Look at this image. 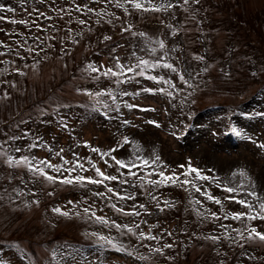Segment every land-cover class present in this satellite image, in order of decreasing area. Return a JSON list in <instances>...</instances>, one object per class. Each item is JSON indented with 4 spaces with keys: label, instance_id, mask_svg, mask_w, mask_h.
<instances>
[{
    "label": "rangeland",
    "instance_id": "obj_1",
    "mask_svg": "<svg viewBox=\"0 0 264 264\" xmlns=\"http://www.w3.org/2000/svg\"><path fill=\"white\" fill-rule=\"evenodd\" d=\"M75 2L83 5L88 0ZM171 2L176 4L177 0ZM0 3L16 8L14 13H0L5 17L0 20L3 29L0 41L11 46L0 45V53H4L0 55V153H6L0 154V260L11 264H264V242H246L232 231L246 225L264 231V221L242 223L231 219L232 212L246 209L224 199L232 194L216 186L217 181L231 187L242 185L234 193L240 198L252 188L264 196V148L259 146L264 144V117L256 115L264 112V0H200L199 4L190 0L189 5L167 12L130 8L131 15L117 8L115 0L111 4H90L96 9L90 13L75 11L71 0H55L54 4L52 0L43 4L37 0H26L23 4L19 0H0ZM36 8L52 19L41 17L33 10ZM56 8L66 9L70 15L57 12ZM10 19L29 23H9ZM79 20L86 23L81 25ZM31 21L41 27L37 28ZM128 24L132 28L122 31ZM141 32L145 35H133ZM34 35L40 40H34ZM105 36L111 39L106 41ZM160 40L165 43L164 49L159 48ZM30 47L35 51L29 52ZM113 48L122 63L129 62L127 58L135 51L137 56L149 61L160 58L161 63H172L176 71L146 68L145 76L135 77L139 83L131 84L117 85L114 78L91 79L95 73L87 70L88 64L111 66ZM180 73L188 80L187 84L179 80ZM148 76L170 78L175 88ZM159 87L169 88L172 95L154 92L137 97L117 96L118 102L140 105L134 109L122 108L119 113L103 108L105 102L112 106L106 94L90 97L76 90L103 92L111 88L132 93L141 88ZM98 101L101 106L94 110L93 105ZM62 118L67 128L60 123ZM124 119L131 123L125 126ZM233 128L243 135L237 136ZM14 136L22 138L9 139ZM41 141L48 147H28ZM120 145L123 147L110 155L124 160L135 159L137 155L144 159L160 157V163L154 166L133 169L138 176L146 178L142 186L134 177L127 179L136 187L106 181L108 186L118 190L123 187L135 194V200L112 198V202L125 210L134 203L147 204L149 212L141 210V216L117 213L104 198L93 195L104 191V186L52 183L26 166L6 163L7 156L26 155L35 157L37 162L47 159L61 164L63 160L56 152L63 149L64 158L73 163L79 158L89 169L81 172L82 175H94L89 157L102 170L116 174L114 168L118 166L110 156L101 159L92 148L103 153ZM16 148L22 152H16ZM104 160L113 167H107ZM189 163L217 178V181L196 183L202 186L201 192L207 189L220 198V205L187 186L186 190L168 183L154 188L147 183L148 179H160L151 171L152 167L166 174L172 169L179 175L184 171L179 166L187 167ZM46 170L51 173V169ZM194 176L193 173L189 178ZM149 191L158 198L163 211L156 208V201L149 200ZM248 199L255 202L252 197ZM165 200L174 206H165ZM197 200L201 203H196ZM68 201L80 203L68 204ZM89 205L98 216L130 227L139 224V228L132 234L126 229L96 223L83 212ZM55 207L69 211L70 215L53 212ZM76 211L80 212L79 217L75 216ZM213 212L220 219H213ZM225 215L229 218L224 219ZM153 224L157 226L152 228ZM221 224L231 225L227 233ZM141 231L162 238L140 240ZM167 232L173 235L168 236ZM100 236L114 238L127 252L111 246L101 249ZM210 236L220 239L213 241L207 238ZM166 243L174 246L163 248ZM155 248H162L163 253L151 250ZM54 250L58 253L55 257ZM139 255L147 259L140 260Z\"/></svg>",
    "mask_w": 264,
    "mask_h": 264
},
{
    "label": "snow or ice",
    "instance_id": "obj_2",
    "mask_svg": "<svg viewBox=\"0 0 264 264\" xmlns=\"http://www.w3.org/2000/svg\"><path fill=\"white\" fill-rule=\"evenodd\" d=\"M26 0H19V3L23 4L25 3ZM38 3H46V0H37ZM53 4L55 3V0H52ZM100 2H106V3H113V0H88V3H85L83 5L77 4L75 0H71V4L74 8L75 11L78 12H94L96 9L90 7V4L92 3H100ZM200 0H192V3L199 4ZM190 0H182V3L180 0H177L176 4H173L171 0H164V2L156 3L154 0H115V6L117 8H122L124 12L128 15H131L130 8L135 11H142V12H161V11H169L170 9H173L175 7H183L189 5ZM34 11L38 12L41 17H45L46 19H52V17H47L44 12H40L38 8L33 9ZM57 12H66V9L63 8H56L54 9ZM103 12V10H100ZM7 12V13H14L16 12V8L13 7L11 4L8 3H0V13ZM66 14L70 15V13ZM99 14V13H98ZM4 16H0V20H4ZM119 19V17H117ZM79 24L83 25L86 22L84 20H79ZM9 23H18V24H28L29 21L26 20H15V19H10ZM31 23L35 24L37 28H40L41 26L36 23V21H31ZM111 23V21H109ZM161 23H165L164 21H161ZM168 27L171 28L172 25L169 23ZM132 28L131 24H128L126 28H123L122 31L128 32ZM3 29H0L2 31ZM175 33H173L174 35ZM133 35H140L144 36L145 34L143 32L141 33H133ZM34 40H40L39 36H33ZM111 37L105 36L104 40H110ZM19 44V42H17ZM41 43H43L41 41ZM159 48L164 49L165 48V43L163 40L158 41ZM0 45H3L5 47L10 48V45H4L2 41H0ZM43 48H40V51H43ZM29 52L35 51L33 48L28 49ZM151 51L154 53L156 52V48H152ZM115 48L112 49V65L108 66L104 63H100L99 65L89 63L87 66V70L91 73H95L94 76L91 77L93 80H99L101 77L105 78H114V83L117 85L120 84H125L129 83L131 84L132 82L135 81L136 76H145V69L146 68H156V67H163L165 69H170L173 72L176 71L175 67L173 66L172 63H161V59L158 58L155 61H149L146 59H143L142 57L137 56L136 52L133 51L131 53V57L127 58L129 62L127 63H122L119 55H115ZM18 54V53H17ZM0 55H4V53H0ZM167 55V53H165ZM132 58H135L134 61ZM197 59H203V57H197ZM17 72H19V69H16ZM204 71H207V69H204ZM128 73H131L132 75L129 76L127 75ZM23 74V73H20ZM178 78L180 81H183L185 84L188 83V80L185 79L184 74L180 73L178 74ZM148 79L150 80H157L160 81L164 84L169 85V88H175V85L173 84L172 80L165 79L163 76H148ZM136 83H139L138 81H135ZM11 84V82H7ZM11 86H15L14 84H11ZM169 88H164V87H159V88H141L139 91H133L132 93L127 92L126 90H116L114 91L111 88L105 89L103 92L102 91H89L87 89H80L77 88V92H84L90 97H100L102 95H107L108 98L111 99L112 101V106H110L108 103H103L102 106L107 112H117L119 113L122 108H127V109H134V108H139L140 105L139 103H129L127 101H122L118 102L117 101V96L124 97V96H133L137 97L140 96L142 93H154V92H161V93H167L169 96L172 95V92L169 91ZM5 96H7V93H5ZM100 102L98 101L97 104L93 105L94 110H98L100 107ZM114 106V107H113ZM63 107H68L67 105H63ZM142 110L144 111H154V109L150 108H143ZM256 115L264 117V112L257 113ZM60 123L67 128L68 125L66 121L62 118ZM131 121L124 119L123 124L125 126L129 125ZM150 124H156L155 121H148ZM158 126V125H157ZM232 131L237 135H243V133L236 129L233 128ZM27 133H25L26 135ZM22 137H10L9 139L12 140H17L21 139ZM39 139V138H37ZM125 144L128 143V139L125 137ZM85 146H87V142H84ZM261 148H264V144L259 145ZM29 148H36V147H48L47 144H45L43 141H41L39 144L36 143H31L28 145ZM123 145H120L116 148L109 149L107 152L101 153V151L98 148L93 147L92 151L100 154L101 159H103L105 156H110V159L114 161V165L118 166L114 168V172L116 174H111L108 173L107 170H102L99 166H97L96 163H91V157L87 158L91 164V169L94 171V175H82L81 172H87L89 169L85 168L84 164L81 162V159L77 158L75 163L72 161L67 160L62 156L63 149H60L59 151L56 152V155L60 157L63 160V163L61 164H54L51 161L47 159H42L39 160V162L36 161L35 157H29L26 155H21L18 158H13L12 156H7L6 163L9 165L13 166H26L29 171L33 172L37 176H41L44 179H46L49 182L56 183L59 181L62 184L66 185H74L78 184L81 186H87L88 184L92 185H97V186H104V191H96L93 193L94 196L96 197H101L104 198L110 207L115 210L117 213H120L125 216H141V210L143 212L148 213L149 212V207L147 204H139L138 206L134 203L131 208L128 210H125V207L123 206H118L116 203L112 202V198L115 197L116 199L120 201H127V200H135V194L133 193H128L126 189L123 187H120L119 190L117 188L108 186L106 184V181H113L119 182V185H130L131 187H136L137 185L135 183H132L127 177H134L136 178L137 181L140 182V185H143V182L145 181L144 176H138L137 171H133V169H139L141 167H149L150 165L154 166L158 163H160V157L158 155L154 156L151 159H144L137 155L135 159L131 160H124L120 159L115 155H110L111 153H114L118 151ZM16 152H22L21 148H16ZM0 154H5L6 153H0ZM73 156H77V153H73ZM104 163L107 167H113V165L108 164L107 160H104ZM67 165H72L71 167H68ZM181 169H184L183 172H181L179 175L176 173L175 170L169 169L168 173L164 170H159L157 172V169L155 167H152L151 171L156 172L157 175L160 177L159 180H152L148 179L147 183L152 185L154 188H159L161 185H167L168 183H171L172 185H177L180 187H185L187 190V187H190L191 189H194L195 192H201V185H198L196 181H208V180H213L217 181L216 177H209L208 175L204 174L203 170L193 166L191 163L185 167V165H180L179 166ZM46 169H51V173H55L56 175L51 174L49 171ZM121 169H127L126 172H121ZM67 172L68 175H64V173ZM75 173V175H72ZM195 174L193 178L192 174ZM151 174V173H150ZM243 174V173H242ZM235 175V174H234ZM181 176L184 177L183 180H181ZM187 186V187H186ZM216 186L218 188L223 187L224 191L226 193L232 194L225 196L224 199L226 200H231L239 205L243 206L246 211H238V212H232L231 213V219L241 221L242 223L245 221H264V196L260 195L254 188L251 190L245 191L244 197L240 198L237 195H234L237 191H239L243 186L241 185L239 188L238 187H231L227 185H222L217 181ZM203 196L207 200L213 201L215 204L220 205L222 203L221 199L218 197H215L212 195L207 189H204L203 192H201ZM49 195H52V193H49ZM147 195L149 197L150 201H156V208L159 211H163L164 208L161 207L160 201L158 198L153 195L151 191L147 192ZM248 197L254 198L255 202L253 200L248 199ZM196 203H201V201L197 200L195 201ZM35 203H38L36 201ZM80 202L77 201H68V204H78ZM165 206H174L169 204L167 200L164 201ZM53 212L64 215V216H69L70 212L63 210L61 207H55L52 209ZM83 212L87 214V218L94 220L96 223H101L104 224L105 226L108 227H113L117 230L121 229H126L127 233H132L135 234V229L139 228V224L134 225V227H130L128 224H120L117 223L115 220H109L105 216H98L96 215L95 211H92V206L89 205L88 207H85L83 209ZM75 216L79 217L80 212L76 211ZM203 215L202 213H200ZM211 217L213 219H220L219 214L213 212L211 213ZM224 219H228V215H225L223 217ZM143 223H147V221H142ZM157 225L153 224L151 227L155 228ZM220 227L225 230V233H227L228 229L231 228V225H224L221 224ZM232 231L236 233V235L241 239L245 240L246 242H251L255 240H259L261 242H264V231H260L256 226H245L244 229L240 228H232ZM247 233V235H245ZM92 235H96V233H92ZM168 236L173 235L172 232H167ZM140 240L143 239H149V240H157L162 237H157L155 235H151L150 233H145L143 231L139 232V237ZM208 239H212L213 241H218L220 239V236H210L207 237ZM100 241L103 243H99L98 247L101 249L104 248L105 246H111L117 251H125L127 252V249H124L122 244H120L118 241H115L114 238L110 237H105V236H100L99 238ZM236 243L239 244L241 248L244 247V244L240 243L239 240H236ZM174 245L171 243H166L163 245V248H172ZM152 251H155L157 253H163L162 248H155L151 249ZM131 255V253H128ZM58 253L54 250L53 251V256H57ZM70 256H73V259H75L74 255L72 253H69ZM250 259H253L255 257H249ZM138 259L140 260H145L147 257L143 255H139ZM0 264H11V261H5V260H0Z\"/></svg>",
    "mask_w": 264,
    "mask_h": 264
}]
</instances>
